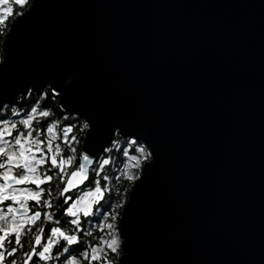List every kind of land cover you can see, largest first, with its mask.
<instances>
[{"label":"water","instance_id":"95a60500","mask_svg":"<svg viewBox=\"0 0 264 264\" xmlns=\"http://www.w3.org/2000/svg\"><path fill=\"white\" fill-rule=\"evenodd\" d=\"M5 48L0 90L70 72L156 142L129 264H264V0H35Z\"/></svg>","mask_w":264,"mask_h":264},{"label":"snow or ice","instance_id":"6c2138e0","mask_svg":"<svg viewBox=\"0 0 264 264\" xmlns=\"http://www.w3.org/2000/svg\"><path fill=\"white\" fill-rule=\"evenodd\" d=\"M34 4L0 0V75L9 67L5 45ZM74 81L69 72L62 83L23 80L0 90V264H129L134 197L158 162V146L139 122L73 104ZM49 86L53 103L62 96L55 119L41 103ZM33 91L31 105L20 106ZM116 178L128 187L113 202ZM93 229L104 235L95 238Z\"/></svg>","mask_w":264,"mask_h":264},{"label":"trees","instance_id":"16d2710c","mask_svg":"<svg viewBox=\"0 0 264 264\" xmlns=\"http://www.w3.org/2000/svg\"><path fill=\"white\" fill-rule=\"evenodd\" d=\"M32 2H33V0H29V4L30 5L32 4ZM15 19H16V17H14L12 20H9L8 21L9 26H11L12 22ZM6 31H7V29H6ZM0 41H3V37H0ZM2 47H3V45H2V43H0V49H2ZM46 90L49 93V95L41 103L47 105L50 109L53 110V117L52 118L55 119L56 118V112H57V110L59 109V106H60V97L59 96L56 97L55 98V102L53 103L52 97L50 95V93H51V86H49ZM36 98H37V95H35V94L32 93V95L30 97H28L27 100L22 105H20V106L26 108L27 106L31 105L32 101L34 99H36ZM69 120L72 123L74 122L72 120V118H69ZM62 124H63V121H62ZM62 124H61V126H62ZM76 134H78L80 136V139L83 140V138H84L83 137V134H79V133H76ZM80 147H82V145ZM115 151H118V150H114L113 156H115ZM129 152H130V154H133L131 149H129ZM120 167H121V165H120V162L119 161H116L113 164V168L116 169V170H119ZM105 174H110V173L106 172ZM109 183L111 185V193H110V195L113 198V202H118V193L124 192L125 187H128V186L121 179H119V178L112 179V180L109 181ZM127 196H128V193L125 192V198L126 199H127ZM101 211H103V209H101ZM92 231H93V236L95 238H98L100 235H104V233H97L95 229H93Z\"/></svg>","mask_w":264,"mask_h":264},{"label":"flooded vegetation","instance_id":"af4514ba","mask_svg":"<svg viewBox=\"0 0 264 264\" xmlns=\"http://www.w3.org/2000/svg\"><path fill=\"white\" fill-rule=\"evenodd\" d=\"M43 90H44V89H43ZM33 94H34V93H33ZM35 95H37V94H35ZM69 118H72L71 115L68 116V119H69ZM73 123H75V121H74ZM73 134H76V133H73ZM79 150H80V149H79V147H78V151H79ZM100 218L103 219L102 216H101ZM95 222H96L95 219H93L92 221H90V223H95Z\"/></svg>","mask_w":264,"mask_h":264},{"label":"rangeland","instance_id":"374dc122","mask_svg":"<svg viewBox=\"0 0 264 264\" xmlns=\"http://www.w3.org/2000/svg\"><path fill=\"white\" fill-rule=\"evenodd\" d=\"M97 215H99V213H97ZM96 223V222H95Z\"/></svg>","mask_w":264,"mask_h":264}]
</instances>
